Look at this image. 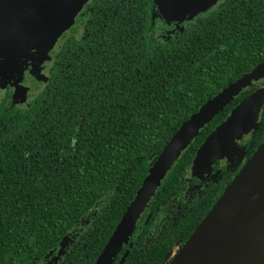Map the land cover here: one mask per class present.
<instances>
[{"label":"trees","instance_id":"trees-1","mask_svg":"<svg viewBox=\"0 0 264 264\" xmlns=\"http://www.w3.org/2000/svg\"><path fill=\"white\" fill-rule=\"evenodd\" d=\"M168 23L155 0H89L71 36L49 51L46 79L32 76L27 103L11 92L0 97V264H34L70 234L63 264H93L179 125L264 60V0H220L166 35ZM259 86L264 79L235 96L180 154L136 224L132 245L116 254L118 264L169 263L172 248L263 141L258 122L252 143L239 146L206 194L185 212L173 206L184 178L196 181L191 165L205 137ZM261 113L264 119V106Z\"/></svg>","mask_w":264,"mask_h":264},{"label":"water","instance_id":"water-1","mask_svg":"<svg viewBox=\"0 0 264 264\" xmlns=\"http://www.w3.org/2000/svg\"><path fill=\"white\" fill-rule=\"evenodd\" d=\"M86 1L0 0V80L15 72L19 81L29 60L30 72L38 80L46 79L40 64L49 59L48 53L57 38L74 23ZM158 10L171 20L161 7ZM27 19L39 20L28 23ZM21 26H28L27 31L16 33L15 27ZM263 78L264 60L221 88L179 125L150 164L93 264L113 262L167 172L200 129L243 89ZM25 89L17 84L16 92L23 94L22 100ZM263 103L264 86H259L231 109L197 149L191 165L192 176L202 179L215 160H231L237 154L238 141L256 128ZM168 264H264V139Z\"/></svg>","mask_w":264,"mask_h":264},{"label":"flooded vegetation","instance_id":"flooded-vegetation-1","mask_svg":"<svg viewBox=\"0 0 264 264\" xmlns=\"http://www.w3.org/2000/svg\"><path fill=\"white\" fill-rule=\"evenodd\" d=\"M191 21H189V22H191ZM189 22H185L183 24H178L177 25L174 22L170 21V23H168V28L165 31L172 30V29H173V31H175L178 28L181 29V28L184 27V25L186 23H189ZM74 23H75V21H74ZM80 31H81V28L77 27L76 28V33H74V36L77 37L79 35ZM165 31L161 32L160 34L161 35H165V33H166ZM69 36H71V32H70V29L68 28L66 31H64L62 33L61 36L58 37V39L55 42V44L53 46V49L51 51L53 52L55 49H59L60 46H61V43L65 40L66 37H69ZM51 51H50V53H51ZM50 59L51 58L45 60L41 64V66H42V70L41 71L43 73H45V74L47 72L48 63H49ZM30 67L31 66L28 65L27 68L24 70V74H23L24 78L21 81V83L24 86L28 87V91H27L28 94L26 95L27 96V100H28V97H29L28 96L29 92L32 90V87H33L32 86L33 83L31 81L32 76L29 73ZM28 80L31 82L30 84L28 83ZM9 92H11V93L14 92V87L13 86H11L9 84H7L6 86H3V87L0 86V97L5 95L6 93H9ZM25 103H27V101ZM22 104H24V103L16 104V106H19V105H22ZM262 106H264V103H263ZM258 122H259V124H262L264 126V119H263L261 110H260ZM255 131L256 130L253 129L249 133L243 135L242 138L238 141V146L243 147V146H246V145L252 143V136H253V132H255ZM235 161H236V158L233 160V162H235ZM228 164H229V161L226 160L225 158L217 159V160H215L213 162L211 171L209 173H205L202 176V179L196 178V181H194V180H190L188 176L185 177L184 178V186H183L184 193L181 196V198L176 199V204L175 205L173 204V206H176L178 208L179 212H180V210L185 212V210H187L188 207L191 208V205L194 203V201H197L199 198H201L203 196V194H206V190H209V188L211 186V182L215 183L214 181L217 180L218 175L221 174L226 169ZM241 166H242V164L239 167H241ZM146 209H147V206L145 207L144 211L141 213V215H140L139 219L137 220L136 224L139 222V220L141 219L142 215L145 213ZM148 218H149V216L147 215L145 217V222L148 220ZM134 230H135V228H134ZM134 230H133L132 234L130 235L128 242L122 246V248L120 250L121 252L118 253V256H119V254H121L123 252V247H125L126 245L130 246V244L132 245L133 241H132L131 237L133 236ZM151 231H152V228H150V231H148L147 233H150ZM70 235L71 236L68 239H66V241H64L62 243V246L56 248L55 250H52L51 254L45 255L43 257L38 258L37 261L34 264H63L64 257L66 256L68 251L72 249L71 247L74 244V240H73L74 235L73 234H70ZM176 248H177L176 245L172 248V250L175 251V253L178 251V249L180 247L177 248V249ZM118 256H116L115 261L113 263H111V264H118L117 262H118V260L120 258L119 257L117 259Z\"/></svg>","mask_w":264,"mask_h":264},{"label":"rangeland","instance_id":"rangeland-1","mask_svg":"<svg viewBox=\"0 0 264 264\" xmlns=\"http://www.w3.org/2000/svg\"><path fill=\"white\" fill-rule=\"evenodd\" d=\"M88 1L89 0H87L86 2H88ZM48 2L53 3L52 0H48ZM218 2H220V0H173V2L170 1V0H156V3L158 5V7L159 8L161 7L162 8V12L166 15V17L168 19L171 18V20H167L161 14L163 16V18L165 20H167V21H172V22H174L177 25L191 21L196 16H198L200 14H203L206 11H208L209 9H211L212 7H214ZM39 19H35V20L27 19L26 22L33 23V22H35V21H37ZM27 29H28V26L15 27V32L16 33H25L27 31ZM33 31H35V28H34ZM172 32H173V29L172 30H168L166 35L171 34ZM29 33H31V32H29ZM30 62L31 61L29 60L28 61V63H29L28 65H30L32 67ZM41 64H40V67H41V70H42ZM31 67H30V69H31ZM30 69H29V73L31 74V76H33L34 74H32L30 72ZM23 74H24V72H23ZM23 74H21L22 77L20 78L19 81L17 80L18 76H17V73H15V72H13V74L10 73L8 77H5L2 80H0V86L1 87L6 86L7 84H9V85L14 87L13 95H14V98L16 100H18L19 102L27 101V96H26L27 86H24L20 82L24 78ZM15 82H18L17 83L18 85H21L22 87L26 88L25 89V93H24L25 94L24 95L25 96L24 100H22V95L23 94H21V95L17 94V92H16L17 91V84ZM28 83L30 84L31 82L28 80Z\"/></svg>","mask_w":264,"mask_h":264}]
</instances>
